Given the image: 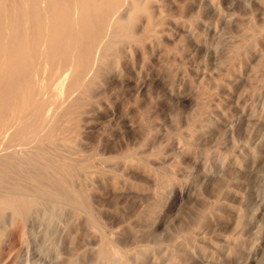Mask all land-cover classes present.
<instances>
[{"label": "rangeland", "instance_id": "rangeland-1", "mask_svg": "<svg viewBox=\"0 0 264 264\" xmlns=\"http://www.w3.org/2000/svg\"><path fill=\"white\" fill-rule=\"evenodd\" d=\"M152 5L162 31L103 78L78 141L105 161L89 201L130 264H264V0ZM19 220L0 264H104L84 215Z\"/></svg>", "mask_w": 264, "mask_h": 264}, {"label": "bare ground", "instance_id": "bare-ground-1", "mask_svg": "<svg viewBox=\"0 0 264 264\" xmlns=\"http://www.w3.org/2000/svg\"><path fill=\"white\" fill-rule=\"evenodd\" d=\"M153 2L0 0V238L19 219L50 225L72 212L96 230L98 260L130 264L132 252L107 236L89 201L104 156L78 141L103 78L162 31ZM157 249L132 255L143 262Z\"/></svg>", "mask_w": 264, "mask_h": 264}]
</instances>
